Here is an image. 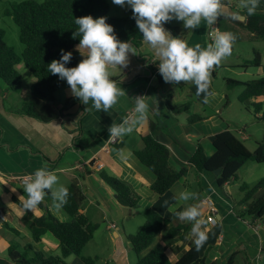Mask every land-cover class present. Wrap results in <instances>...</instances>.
Wrapping results in <instances>:
<instances>
[{
    "label": "crops",
    "instance_id": "obj_1",
    "mask_svg": "<svg viewBox=\"0 0 264 264\" xmlns=\"http://www.w3.org/2000/svg\"><path fill=\"white\" fill-rule=\"evenodd\" d=\"M260 1L264 3V0ZM223 3L229 4L232 8L239 4L237 0ZM225 14L228 13L221 15L213 25L202 22L195 31L185 29L183 22L175 19L165 22L164 27L173 36L175 35L171 28H177L181 33L185 31V41L189 46L200 44L207 47L213 41L215 33L229 32L225 30L229 28L226 26L230 28L233 26L230 21L223 19ZM221 24L224 29H221ZM239 34L242 37L244 32ZM131 47L135 53H129L127 66H109L111 79L118 88L125 90V95L118 97L108 112L96 110L91 102L89 105L80 102L71 94L70 87L65 81V96L59 100L55 95L56 102L53 103L58 117L50 122H42L16 112L21 109L22 106L19 104H23V101L13 102L10 89L3 82L7 88L0 92V211L4 214L5 220L0 221V264H21L10 257V250L15 253L27 251L32 254L29 245L46 255L61 254L59 241L53 234L49 232L44 234L40 242L33 239L24 219L27 210L21 203V200L26 199L24 184L17 179L22 175H31L36 169L46 167L49 163L55 165V169L50 171L57 174L59 184L67 186L71 182L79 183L85 196L81 208L83 214L91 221L96 214L107 220L103 231H109L116 242L113 254L109 255L115 257L120 264H136L138 259L137 256L132 258L121 231V229L127 231V223L135 217L138 209L145 212L153 208L175 224L190 225L185 238L167 242L164 239L166 233L164 230L145 249V253H148L156 245L165 244L167 253L174 263L185 251L195 246L189 238L192 223L181 221L176 216V212L191 204L200 205L202 214L200 219L205 221L202 230L207 232L208 239L199 251L207 262L228 264L231 255L240 248L249 251L253 258L255 254L253 249L258 244H263L260 235L264 231L262 228L257 232L252 230L249 222L235 214L233 201L219 186L217 175L209 171L198 172L189 164V158L196 151L198 141L205 146L207 154H211L215 135L225 129H231L225 111L219 110L224 99H228L229 91H226V88L215 87L217 67L225 65H221L220 62L211 69L208 92L197 95V86L191 81L184 82L183 88L178 84L165 82L158 71V57L144 40L140 46ZM73 51L80 62L83 56L76 48H73ZM63 85L62 82L60 88ZM28 89L23 87V92ZM244 89L243 84L242 91ZM23 92H20L21 99ZM139 93L145 94V101L149 105L147 118L138 124L132 133L118 137V142L112 144L109 127L113 123L120 124L124 119H128V111ZM186 96L189 99H186ZM69 98L76 99L64 108V103ZM194 101L199 106L193 105ZM184 103L189 108L188 112L180 107ZM172 106H179L182 111L176 112ZM191 114H202L203 118L190 123ZM153 125L156 127L157 138L171 150L170 161L173 168L188 167L184 176L162 195H157L152 188L156 175L135 154V151L144 147L143 137L152 132ZM242 133L244 138L248 139V136ZM119 145L120 148H117ZM102 170L123 178L140 195L139 207L133 209L135 211H132V208L129 212L124 210L125 206L119 203L116 193L101 179L99 173ZM182 191L194 193V198L178 202L176 197ZM22 195L24 196L20 199ZM209 198L214 200L217 209L218 223L215 225L209 224V207L203 203L204 199ZM48 211L61 221L71 220L67 212L55 206L48 193L36 209L28 210L34 217L45 215ZM218 226H221V232L217 235L215 232L211 237ZM127 240L129 241L128 236ZM70 257L71 255L67 258ZM252 260L255 261V258Z\"/></svg>",
    "mask_w": 264,
    "mask_h": 264
},
{
    "label": "trees",
    "instance_id": "obj_2",
    "mask_svg": "<svg viewBox=\"0 0 264 264\" xmlns=\"http://www.w3.org/2000/svg\"><path fill=\"white\" fill-rule=\"evenodd\" d=\"M229 2V0H223ZM237 7L233 6L238 14L246 16L244 21L233 20L231 14H225L223 19L230 21L232 27L221 24V29L234 34L240 40L239 26L253 34L256 38L264 39V3L260 1L255 13L248 15L246 9L241 6L242 0H237ZM110 4L107 0H23L14 2L11 10L8 11L16 24L20 28L21 42L25 45L22 54H18L15 49L4 41L5 31L0 29V79L11 91L23 92L22 75L18 69V64L23 61L31 70L35 77V82L22 94V107L16 110L17 113L28 115L42 122H50L58 117V112L53 107L56 102V91L62 86L58 75L48 72V63L54 59H60L61 49L72 51V60L67 66H76L79 57L73 48L79 43V37L73 38V33L78 27L74 20L76 17L93 15L94 17L106 16L108 23L114 26V31L120 40H126L130 46H140L143 36L139 32L132 12L123 16H110ZM173 34L185 40L186 32H179L177 28H171ZM235 41V40H234ZM255 58L247 61V65L260 67L262 64V54L255 50ZM159 71V70H158ZM227 86L234 87L240 84L245 85V89L240 93L239 100L246 107L254 106L258 118L264 119L263 101L264 99V76L253 78L243 82L233 78H227ZM184 87V82L178 84ZM76 99V98H75ZM67 99L64 108L68 107L73 100ZM227 100V99H226ZM180 107L187 112L189 108L184 103ZM179 106H172L176 111ZM202 114H191L190 123L202 120ZM155 126L152 132L143 137L144 147L135 151L139 160L150 168L156 175L152 188L157 195L164 194L187 172L188 167L175 169L171 165V150L161 142L155 134ZM120 148V145L117 146ZM249 160L264 163V137L257 143L254 151L231 130L225 129L218 132L213 139V152L207 154L205 146L198 141L196 151L189 158V164L198 172L214 170L222 167L217 175V182L226 191V185L237 178L238 171ZM46 168L55 169L53 163L47 164ZM101 179L117 194L119 203L132 209L139 207L140 195L131 185L114 174L106 170L99 173ZM69 189L67 203L61 208L70 216V221H61L48 211L47 214L34 217L30 212H26L25 221L33 236V239L40 242L46 233L53 234L60 244V255H46L42 251H37L32 245L28 248L32 254L15 253L10 250V257L21 264H68L66 258L75 254L81 257L86 264H94L95 258L82 255L85 246L93 238L98 224L91 221L81 212L85 196L79 183L71 182L66 186ZM243 196L240 200H235L227 193L233 201V211L242 220H246L252 227L259 223H264V177L257 184L250 186L244 183L241 186ZM51 195L50 192H48ZM145 222L140 231L136 234H129L128 239L132 249L137 255L136 264H219L217 261L207 262L205 256L197 251L195 246L185 251L174 263L167 253L165 244H158L148 253L147 249L156 237L166 230L164 239L171 242L174 239H183L190 229L189 224L173 223L160 212L153 208L145 211ZM238 252L231 255L228 264L235 263Z\"/></svg>",
    "mask_w": 264,
    "mask_h": 264
},
{
    "label": "clouds",
    "instance_id": "obj_3",
    "mask_svg": "<svg viewBox=\"0 0 264 264\" xmlns=\"http://www.w3.org/2000/svg\"><path fill=\"white\" fill-rule=\"evenodd\" d=\"M122 7H130L136 26L143 40L151 46L158 57L159 73L165 82L179 84L191 81L197 86V95L208 92L211 69L220 64L223 58L231 55L235 36L229 32L215 33L214 39L207 47L200 44L189 46L180 37L173 36L164 27L172 19L182 21L187 30L197 29L202 22L213 25L226 11L223 0H113ZM260 0H242L241 6L248 15L255 13ZM233 20H240V14H234ZM76 28L73 38L79 37L75 46L83 59L69 67L73 52L61 49L60 59L48 63V72L58 75L70 87L71 94L80 102L98 111L108 110L117 102L118 97L125 95V90L117 87L111 79L109 66H127L129 53H135L129 42L120 40L114 26L108 23L106 16L94 17L85 15L76 17ZM149 105L143 96H136L135 119H124L122 123H113L109 127L111 137H120L133 132L134 128L147 118ZM55 172L46 167L36 169L24 183L26 199L21 200L25 210L36 209L45 199L48 192L57 208L67 203L69 189L58 183ZM24 195L20 196L23 197ZM194 193L182 191L176 197L179 201H189ZM200 205L191 204L176 212L184 222H191L189 238L197 251L208 239L207 232L202 230L205 224L201 217Z\"/></svg>",
    "mask_w": 264,
    "mask_h": 264
},
{
    "label": "rangeland",
    "instance_id": "obj_4",
    "mask_svg": "<svg viewBox=\"0 0 264 264\" xmlns=\"http://www.w3.org/2000/svg\"><path fill=\"white\" fill-rule=\"evenodd\" d=\"M20 1L23 0H0V29L5 31L4 41L9 46L13 47L18 54L23 53L25 45L21 42L20 28L14 21L13 17L8 14V11L11 10V6L14 2ZM107 1L110 4V16H123L132 12L130 7L116 5L113 3V0ZM235 31L244 32V34L240 40L235 38V41H233L232 44L231 55L222 59L221 65L225 66L217 67V80L215 81V87L226 88V91H229L228 99H224L223 104L219 106V110L223 109V111H225L224 114L229 118L228 121L231 125V130L248 146L251 151H254L257 147L258 141L264 137V119L257 117L258 114L255 111L254 106L250 105L249 107H246L244 103L238 99V95H240L243 89V84L229 87L227 86L226 80L227 78H233L247 82L253 78L264 76V39L256 38L253 34L241 29H236ZM255 50L261 52L262 54L261 67L247 65L248 60L255 58ZM18 69L22 75L23 85L25 89H28L33 84V81H35V77L23 61L18 64ZM60 81L63 82L64 85L62 88L58 89L55 94L59 100H61L66 93V82L65 80L62 81L61 79ZM5 87L6 85L2 80H0V92H2ZM9 91L12 94L13 102H22L20 92L11 90ZM185 98L189 99L188 96ZM261 100L263 101L264 111V99L262 98ZM199 103L201 104V101H199ZM195 104L196 107L199 106V104L194 101L193 105ZM19 105L22 106V104ZM242 132L248 136V139L244 138ZM263 177L264 163H258L254 160H249L238 171L237 178L231 181L226 187V192L231 195L233 199L240 200L243 196L241 186L244 183H248L252 187ZM144 213L145 212L142 209H138V213L135 215V217H132L131 221L127 223V231L121 229L126 246L132 258H135L137 255L135 251L131 249V245L127 240V236L129 234H136L140 231L142 225L145 222ZM93 217L94 220L92 221H96L98 228L93 238L85 246L82 255L95 258L96 260L94 264H120L115 257H110L111 255H109L110 253L113 254L114 248L116 247V242L112 238L109 231H103L107 220H104L98 214ZM108 218H110L109 215ZM209 224H212L211 221ZM259 228H262L264 231V223H259L257 226L253 227L252 230L257 232ZM215 232L216 235L217 233L221 232V226L216 227L211 237L214 236ZM260 236L263 239V244L260 243L255 249H253V254L255 253L253 258H255V261L252 260L253 258H251L249 251L247 252V250L240 248L238 249V254L235 257L234 264H264V233H262ZM224 259H226V257H224ZM66 261L68 264H86L80 256L75 254L71 255L70 258H66Z\"/></svg>",
    "mask_w": 264,
    "mask_h": 264
},
{
    "label": "built area",
    "instance_id": "obj_5",
    "mask_svg": "<svg viewBox=\"0 0 264 264\" xmlns=\"http://www.w3.org/2000/svg\"><path fill=\"white\" fill-rule=\"evenodd\" d=\"M136 96H143V98L145 99V94L144 93H139L137 94ZM136 96H135V99H136ZM135 104V103H134ZM134 104L133 106L130 108V110L128 111V116L127 118L129 120H132L134 119V117L136 116V113L134 111ZM118 137H110V142L112 144H116L118 142ZM30 177V175H22V176H19L17 179H19L23 184L25 183L26 180H28ZM203 203L206 204L208 207H209V211H210V221L213 225L217 224L218 223V219L216 217V213H217V209L215 207V202L213 199H204L203 200ZM5 220V216L4 214L0 211V221H3Z\"/></svg>",
    "mask_w": 264,
    "mask_h": 264
},
{
    "label": "water",
    "instance_id": "obj_6",
    "mask_svg": "<svg viewBox=\"0 0 264 264\" xmlns=\"http://www.w3.org/2000/svg\"><path fill=\"white\" fill-rule=\"evenodd\" d=\"M223 4L225 5V8H226V11L224 13H228V14H231V15L238 14L229 4H226V3H223ZM240 15L242 17L240 20H245L246 19V16H244L242 14H240ZM221 170H222V167H219V168H217V169L214 170V173L216 175H218L221 172ZM115 196L117 197V194H115ZM124 210L126 212H129L130 211V208L127 207V206H125L124 207ZM132 211H135V210L132 209Z\"/></svg>",
    "mask_w": 264,
    "mask_h": 264
}]
</instances>
